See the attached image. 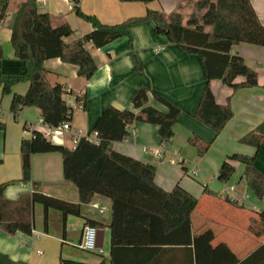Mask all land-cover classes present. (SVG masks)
I'll use <instances>...</instances> for the list:
<instances>
[{"label":"crops","instance_id":"1","mask_svg":"<svg viewBox=\"0 0 264 264\" xmlns=\"http://www.w3.org/2000/svg\"><path fill=\"white\" fill-rule=\"evenodd\" d=\"M22 1L8 0L5 15L0 19L2 71L22 72L25 69L23 60L14 54L9 27ZM196 1L79 0V6L101 22L113 24L142 16L148 9L165 13L177 10L186 20L202 13L196 7ZM37 2L40 11L52 15L53 25L67 21L73 28V32L64 37L67 43L93 28L91 22L75 13L71 0ZM250 3L264 24V0H250ZM154 26L152 19L130 23L131 41L127 35H122L100 47L88 42L87 47L97 63L96 70L88 79L77 74L75 64L59 57L43 61L47 79L64 85V98L74 107L70 130L65 131L55 143L74 147L73 135L88 133L109 104L137 111L131 98L139 85L148 87L147 103L157 109L166 111L167 106L156 98L155 93L179 106L181 111L173 127L174 135L165 146L158 135L157 124L145 121L131 124L135 132L132 138L112 141L110 146L152 163L155 182L165 190H171L179 183L197 197V204L191 212L190 247L149 243L146 230L134 231L123 224L125 211L135 208L97 193L81 204V215L64 217L59 210L49 208L48 224L44 229L42 206L29 201L34 187L69 201H78V191L71 181L63 177L62 155L57 151L33 153L31 180L20 181V141L23 137H30L33 130L41 132L47 124L41 120L40 110L34 105L23 106L17 116L10 111L12 93H24L29 85L28 81H19L12 85L8 94L1 93L0 85V121L5 123V128L0 129V183L14 180L5 186L4 196L18 202L8 210L14 213L18 208L29 206L34 228L31 233H9L0 228V251L28 264H72L66 260L112 264L111 246L114 244L118 246L116 264H263L245 259L264 243V215L261 214L264 198L234 203L226 192L223 193L225 181L219 180L217 174L222 161L232 152L255 153V165L264 173V148L257 149L239 140L264 120V45L247 42L233 45V51L242 55L246 63L256 70L257 85L233 88L221 79H210L209 86L216 102H229L233 110L232 117L217 133L193 115L206 84L200 57L185 51L180 44L169 41L164 35L156 34ZM243 80L242 75L235 78L238 83ZM82 95L84 106L79 107L77 97ZM191 135L209 143L203 154H198L197 147L189 142ZM156 148L163 151L162 157L150 151ZM167 154L171 156L167 157ZM232 163L235 167L232 184L237 188L242 183L243 190L248 188L243 175L244 164L239 161ZM87 218L97 222V248L93 250L79 245L83 228L88 224Z\"/></svg>","mask_w":264,"mask_h":264},{"label":"trees","instance_id":"2","mask_svg":"<svg viewBox=\"0 0 264 264\" xmlns=\"http://www.w3.org/2000/svg\"><path fill=\"white\" fill-rule=\"evenodd\" d=\"M71 1L75 13L91 22L93 26L89 32L71 43L64 41V37L73 32L70 24L62 21L53 25L52 15L40 11L37 0L20 2L10 20V42L15 56L23 60L25 69L22 72L0 70L1 93H11L12 85L16 82H29L24 93H12L9 109L14 116H17L23 106L34 105L39 108L42 121L48 125L70 121L73 106L64 98L66 89L63 84L51 83L47 79L48 72L43 66V61L46 58L59 57L65 62L75 64L77 74L88 79L96 70L97 63L87 43L91 42L93 46L100 47L122 35H127L131 41L129 24L145 19L154 21L156 34L164 35L169 41L180 44L185 51L196 53L200 57L206 84L193 115L215 132L221 131L232 117L233 110L229 102L226 104L216 102L209 86L210 79H221L223 83L233 88L257 85L256 70L246 63L242 55L233 51V45L238 42L264 45V24L259 21L250 0H197L196 7L202 10V13L190 16L186 20L177 10L165 13L148 9L142 16L113 24L103 23L95 15L83 12L79 0ZM7 5L8 0H0V19L4 17ZM239 75L244 76V80L238 83L235 82V78ZM147 92L148 87L145 85H139L134 91L131 101L134 107L138 108L137 111L107 105L89 131H98V141L81 136L74 147L69 148L51 142L38 130H33L30 137L21 139L20 181L31 180L33 153L57 151L62 155L63 177L71 181L78 191V201H69L43 193L34 187L29 201L42 206L44 229L48 224L49 208L59 210L64 217L68 214L81 215V204L88 202L97 193L135 208L125 211L123 224L134 231L146 230L149 243L169 247H190L191 212L197 204V197L179 183L171 190H165L155 182V166L152 163L134 158L110 146L112 141L125 138L127 125L137 121L157 124L160 140L165 145L170 142L181 109L155 93L156 98L167 106L166 111H161L147 103ZM77 100L81 101L83 107L84 95L78 96ZM4 128L5 123L0 121V129ZM188 140L197 147L200 155L209 147V143L197 135H191ZM239 140L252 144L257 149L264 148V120L253 130L242 135ZM232 161L244 164L243 175L248 188L257 198H264V173L255 165V153L228 154L219 167L217 174L219 180L226 181L233 174L235 167ZM13 181L0 183V228L9 233L16 231L31 233L34 222L29 206L24 209L18 208L14 213L8 210L18 202L4 196L5 186ZM33 185L36 186V182H33ZM228 199L237 203L233 199ZM261 214L264 215V210ZM86 223L95 225L97 222L87 218ZM116 248L117 245L111 246L112 264H116ZM246 260L248 262L257 260L264 264V243L249 254ZM66 261L72 264H86L75 260ZM0 264L28 263L13 259L0 251Z\"/></svg>","mask_w":264,"mask_h":264},{"label":"built area","instance_id":"3","mask_svg":"<svg viewBox=\"0 0 264 264\" xmlns=\"http://www.w3.org/2000/svg\"><path fill=\"white\" fill-rule=\"evenodd\" d=\"M77 106L81 107V101H78ZM69 130H70V121L65 120L57 125L47 124V126L41 131V133L51 142L55 143L60 140V138L62 137L65 131H69ZM134 134L135 132L134 129L131 127V124L127 125V135L125 136V139L132 138ZM81 136H84L86 139L91 141H98L97 130H93L91 132L84 134L78 132V134L73 135L72 137L73 146ZM163 146H165L164 143ZM150 151L153 152L157 157L163 156V151L159 148L151 149ZM193 173H195V171H193ZM225 192L227 193V196H230L236 202H242L247 198V195L240 194L236 191L235 184H230V185L225 184ZM79 245L86 250H93L97 248V227L95 225L86 224L84 226L82 232V238Z\"/></svg>","mask_w":264,"mask_h":264},{"label":"rangeland","instance_id":"4","mask_svg":"<svg viewBox=\"0 0 264 264\" xmlns=\"http://www.w3.org/2000/svg\"><path fill=\"white\" fill-rule=\"evenodd\" d=\"M167 148V147H166ZM171 155L170 154H167V157H170ZM186 164L187 165H189L190 163L189 162H186ZM234 174H232L226 181H225V184H227V185H230V184H232V181H233V179H234ZM223 187H224V185H223ZM224 189V188H223ZM236 191L238 192V193H240V194H243V195H247V200H245V202H249V200H252L253 198H257L254 194H253V192L249 189V188H245L244 190H243V185H242V183L236 188ZM223 193H225V190H223Z\"/></svg>","mask_w":264,"mask_h":264}]
</instances>
